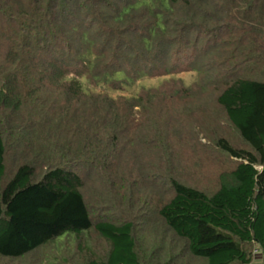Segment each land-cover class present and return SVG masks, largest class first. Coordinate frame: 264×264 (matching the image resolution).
Here are the masks:
<instances>
[{"label": "trees", "instance_id": "trees-1", "mask_svg": "<svg viewBox=\"0 0 264 264\" xmlns=\"http://www.w3.org/2000/svg\"><path fill=\"white\" fill-rule=\"evenodd\" d=\"M212 3L0 0L1 264H264V78L248 71L258 39L229 37L242 27L228 28L223 2ZM188 72L218 87L217 116L192 124L193 137L237 161L229 183L210 191L187 183L186 168L177 177L163 130L164 103L191 91L132 92L145 78ZM154 154L170 172L144 167ZM124 159L173 193L140 208L142 229L96 220L105 192L87 190L124 172ZM128 195L119 209H138Z\"/></svg>", "mask_w": 264, "mask_h": 264}, {"label": "rangeland", "instance_id": "rangeland-1", "mask_svg": "<svg viewBox=\"0 0 264 264\" xmlns=\"http://www.w3.org/2000/svg\"><path fill=\"white\" fill-rule=\"evenodd\" d=\"M218 2H223L222 6L226 12L224 14H220V17H224V20L222 19V21L224 23L226 22V25L230 24L228 28L233 30L235 27H242V29H237V31L232 34L233 36L230 34L233 31L227 30L226 33L230 32L227 33L229 37L244 36L247 30L248 36L250 34L255 35V37L258 39V65L250 66V70L248 71L249 76L252 75L255 77L264 78L263 0H218ZM211 4L213 6L212 0ZM212 75L215 74L213 73ZM201 76L202 75L196 72H188L176 75L173 77L174 79H171L170 76L165 78H145L141 82L136 83V85L132 88V92H138L142 86L160 88L162 92L166 91L169 93L171 91L174 92L180 90H182V92L187 90L191 91L192 96L186 97L187 100L174 99L173 101L169 102L168 100L164 103L168 107L164 108L162 115L167 114L170 116V118L166 121V128L163 130L168 132V142L174 146V154L171 155L170 161L173 160V163H175L174 169H177V177L180 176L181 169L186 168V170L188 169V175L182 174V176H185L184 179L187 183L195 185L200 189L210 191L211 188H217L221 183H229V172L235 167L237 161L229 157L227 154L215 149L214 145L210 143L207 135L201 134V136H199L197 130L196 136L198 140L200 137V141H198L196 140L197 138L193 137L190 131L192 124L196 123V125L199 127L200 123H206L208 119L213 121L214 116H217L216 113L218 105L213 98V92L218 87L212 85L203 87V85H205L204 81H206V78ZM114 95H116V93H114ZM183 110L188 111L184 112ZM189 110H191V112H189ZM176 112H178V114L181 116L178 119H176ZM219 114H221V112ZM220 122L222 124V130H225L228 134L226 136L230 137L233 135V130L226 129V126L223 125L221 115ZM204 125L205 124H203V126ZM174 130H177V132L174 133ZM180 130L183 132V137H181L182 132L180 133ZM208 132L209 128L207 130V133ZM162 134L163 133L161 131L160 135ZM230 141L237 143L236 138H231ZM154 143L157 142L154 141ZM238 143L240 142L238 141ZM159 159L160 158H158L156 154L152 155L151 157H147V159H145L144 167L156 165L162 168L161 172H170L171 167L170 170H168L167 166L165 165V161L159 162ZM120 165L125 168L124 172L118 171V173L115 172L110 174L106 178H103L104 176H102L101 178L103 179L100 178L101 180L92 179L95 180L93 183H91L90 179V181L88 180V191H92V189H100L105 192V195L102 192L101 198L105 199L103 202L105 203L104 206L106 207H104L100 213L98 212L96 214V220L99 217H102L106 220L118 223V221L121 220L132 219L140 226V229H142V226L145 224L143 222L144 219L142 211L150 208V206L154 207V204H157L163 198L169 199L173 193L169 190V186L167 185L161 186L159 191L153 187V185L157 184H159L160 187L161 184L157 183L161 178L158 177L159 175H148L144 179H141L139 173H137L134 168L130 169L132 165L131 159L127 162L125 159L122 160ZM117 169L118 165L116 166L115 170ZM224 176L226 181L224 180L221 182V178ZM156 178L157 180L155 181ZM129 193L134 194L131 196V199H133L132 201L134 202L135 206H138L139 208L131 210V208H127L129 206H122L121 208L124 209V211H122V209H119L118 206L120 205L118 204H121V200H127L129 202ZM142 207L143 210H140ZM154 218L157 219L156 216ZM104 248L106 249L107 247L105 246ZM257 252L258 250L256 249L254 253L257 254ZM198 262L199 261H196V264ZM260 263L261 262L258 260V258L255 257L251 264ZM8 264L17 263L12 262Z\"/></svg>", "mask_w": 264, "mask_h": 264}]
</instances>
